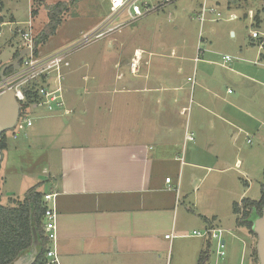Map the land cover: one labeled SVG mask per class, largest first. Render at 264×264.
I'll return each mask as SVG.
<instances>
[{"label": "crops", "instance_id": "0c3cea01", "mask_svg": "<svg viewBox=\"0 0 264 264\" xmlns=\"http://www.w3.org/2000/svg\"><path fill=\"white\" fill-rule=\"evenodd\" d=\"M207 6L217 7L221 16L208 14L206 21L222 19L219 5ZM109 11L110 0L107 16ZM254 14L249 11L245 18L252 20V27H259V15ZM236 18L232 13L228 21ZM230 34L237 38L235 29ZM198 40L191 45L195 58L183 46L181 60L198 63L186 79L179 74L187 68L178 67L173 81L172 67H152V58L146 64L140 60L136 84H116L112 92L116 98L111 101L104 99L110 90L102 85V68L83 75L88 81L86 98L75 93V81H71L75 72L66 69L65 101L71 113L53 117L70 119L66 129L56 132L54 138L61 145L53 150L49 165L40 174L33 173L38 184L28 188L40 185L44 195L56 194L51 207L57 215L53 246L58 264H200L210 241L194 235L200 229H223L232 254L237 252L241 261L248 256L250 264L253 239L237 224L234 205L244 199L260 200L262 195L261 182L259 194L252 197L249 179L254 170L248 161L255 150L246 146H252L253 136L264 141V49L251 36V45L257 48L241 47L229 68L231 56L230 61L224 59L229 55L222 56V64L208 38L200 35ZM202 43L206 53L197 61ZM154 56L158 55H149ZM13 57L2 65L14 61ZM121 78L118 74L116 79ZM114 109L117 116L112 115ZM105 114L112 122L110 128L92 129L90 122H108ZM187 132L194 141L186 142ZM17 140L12 131L3 151L0 200L5 198L10 205L5 207L24 200L15 198V188L7 190L8 198L1 190L13 172L25 175L14 171L18 167L13 170L9 161L10 152L19 153ZM258 170L264 173V166ZM169 178L171 184L166 182ZM251 219L255 221V213Z\"/></svg>", "mask_w": 264, "mask_h": 264}, {"label": "rangeland", "instance_id": "374dc122", "mask_svg": "<svg viewBox=\"0 0 264 264\" xmlns=\"http://www.w3.org/2000/svg\"><path fill=\"white\" fill-rule=\"evenodd\" d=\"M71 1L42 0L43 6L38 9V14L33 16L34 5H38L37 2L39 1L2 0L3 8L0 11V15L4 18V23L0 28V71L3 66L2 63L11 60L16 50L21 51L23 44L21 35L29 30L30 18L33 20L32 33L36 37L40 35L49 22L45 5H55ZM107 1L109 0H77L71 5L70 12L64 16L63 24L56 34L45 43L46 45L44 44L38 49V54L42 57L58 51H74L71 54L72 56L70 55L69 60L71 64L70 70L75 72L71 76V81H75L73 84L74 90H76L75 93H79L83 98H86L84 88L88 81H84L82 77L86 72L90 73L100 68L103 69L102 72L105 71L103 72L104 75L101 76V81L103 87L108 88L110 92L104 99L111 101L113 98H116V95L112 93L116 84L120 86L124 83L136 84V72L135 74L132 72L131 65L133 58L137 59V62L141 60V64H146L147 59L152 58V63L150 64L152 67L160 65L172 67L173 81H176V69L178 67L182 66L184 70L187 68L186 72L179 74L180 79L183 76L186 79V74L189 72L192 74L191 70H194L195 66L198 67L196 61L187 63L182 61L181 57L186 52L195 58L196 53L191 49V45L192 42L197 43L199 41L200 35L201 37L205 36L208 38L210 41L209 46L216 53V57L220 63L223 64L222 56L224 55H229L233 58V61L228 64L230 68L236 62L234 57L237 56V52L240 53L241 47L257 48V46L251 45L252 31L264 32V0H217L221 7L222 19H218L216 23H211L207 20L204 25H201L198 21V7L204 0H177L162 10L151 13L138 22L126 26L121 31H116L104 39L79 46L78 43L83 40L84 35L81 36L80 33L88 31L92 26L102 22L105 16H107ZM144 1L148 0H143L142 2ZM249 11H253L255 16L259 15V27H252V20L245 18V15ZM232 13L237 18L234 21H228ZM127 19L128 17H123L121 20ZM231 29H235L237 33L236 39L231 36ZM201 47L205 49L203 43ZM173 50L175 52L174 56L172 55ZM150 53L157 54L158 56L149 57ZM125 61L128 64H125ZM137 62L136 66L138 67L139 63ZM261 62H264V59ZM118 74H122L120 80L116 79ZM158 74L161 75L160 73ZM89 76L92 77L93 75ZM229 88L233 90L232 87ZM134 97L136 98V96ZM115 114L117 112L114 109L112 115L117 116ZM29 117L33 119V126H27L25 119L21 118L17 127L12 130L18 137L16 144L19 147V153H15V151L10 152L11 160H9L13 164V170L18 167L14 171L24 172L25 178H22L24 176L21 174L16 176L14 172L12 173L7 187L2 186L1 188L6 198H8L6 195L7 190L15 188L17 192L15 198L23 200L28 188L32 187L33 184H38L35 181L37 175L41 173V170L45 166L49 165L47 163L51 160L52 155H55L53 150L61 145L54 138L56 132L66 129L65 123H68L70 119L66 117H53L51 113L43 111L42 108L32 110ZM103 117L108 122L101 121V119L93 125L90 122L89 124L92 126V129L104 130L110 128L112 122L109 121L106 114ZM12 131H9L6 137L11 135ZM262 134L264 136V127ZM251 148L255 150V154L249 159L248 164L252 162L254 172L249 182L252 183L253 190L251 193L252 197H254L256 194H259L260 183H264V173L258 170V167L264 166V141L261 138L253 136L252 146H246L248 150ZM56 157H54V160H56ZM9 170L11 171V168ZM33 173H37L36 177H33ZM1 177L2 170L0 172V179ZM242 185L244 186V184ZM24 188L27 191H23ZM237 188L238 186H235L232 190H236ZM0 201L3 206H10L5 198H2ZM200 230L196 232L204 234L208 231L205 229ZM216 230H222L223 238L228 242L225 249L226 256L222 259L217 255V241L212 240L210 259L207 264H247L248 256H245L243 261H241L237 257V252L232 254L229 236L226 235L227 233L223 229ZM241 232L249 240V234L246 230L241 229ZM200 238L207 239L208 237Z\"/></svg>", "mask_w": 264, "mask_h": 264}, {"label": "built area", "instance_id": "2783aa9c", "mask_svg": "<svg viewBox=\"0 0 264 264\" xmlns=\"http://www.w3.org/2000/svg\"><path fill=\"white\" fill-rule=\"evenodd\" d=\"M110 0V11L108 17L105 19L97 29L91 33L83 35V40L79 42V46L82 44H88L105 37L110 36L116 31H121L126 26L134 24L142 18L148 16L151 13L162 10L167 5H170L177 0ZM210 1L212 4H210ZM217 0H204L202 8L198 15V20L201 24L207 19L208 14L217 13L215 7H209L207 5H216ZM123 17H128L127 20L122 21ZM32 22H29V30L24 32L22 37L21 51L24 49H30V53L22 60L19 67L7 75L5 80L0 82V94L5 92L6 89H11L15 92L16 99L22 107L21 118L25 119L27 126H33V119L29 117L32 110L42 108L43 111L51 113L53 116L60 112L70 114L66 108L65 101V71L70 67L69 55L72 50L61 51L45 57L36 53V37L32 33ZM1 35V32H0ZM252 38L261 41L262 48L264 49V33L259 31H253ZM201 43V39H200ZM205 50L202 47L198 48L197 61L203 56ZM226 61H230L231 57H224ZM136 63H132V72L137 73ZM189 82L195 84L194 78H189ZM190 108L185 109L183 113H187ZM20 118V119H21ZM186 142L194 141L195 137L190 132H187ZM166 182L171 184V179H167ZM171 189V187H170ZM56 194H45L43 203L45 207L44 215V229L48 239L47 251L41 264H58V258L54 249V242L57 238V215L51 204L54 201ZM195 236L205 237L210 240L217 241V255L222 259L226 256V245L222 235V230H208L204 234L200 232H194ZM170 239L171 236H166Z\"/></svg>", "mask_w": 264, "mask_h": 264}, {"label": "trees", "instance_id": "16d2710c", "mask_svg": "<svg viewBox=\"0 0 264 264\" xmlns=\"http://www.w3.org/2000/svg\"><path fill=\"white\" fill-rule=\"evenodd\" d=\"M38 5H34L33 16L38 14V9L43 6L42 0H34ZM77 0L71 2H61L55 5H45L48 12L49 22L36 38V53L40 46L48 42L53 37L60 26L63 24L64 16L69 13L71 5ZM201 8H202V4ZM215 5V4H214ZM216 5H220L216 3ZM3 8L0 0V11ZM198 15L200 13V10ZM217 7H215L216 9ZM217 13H219L217 11ZM220 14V13H219ZM221 16V14H220ZM247 17V15H245ZM4 23V18L0 15V28ZM1 31V29H0ZM17 51L12 60L19 57ZM16 68H10L5 75L14 72ZM8 132L1 136V149H6ZM40 185H37L27 191L23 201H14V207H5L0 203V264H17L35 244V232L38 235L39 243L37 246V256L32 264H41L47 251L48 239L44 229L45 207L43 203L44 194L39 191ZM234 212L238 215L237 224L248 230L252 239L253 246L251 251L250 264H259L257 252L258 236L255 227L264 212V184L262 185V195L260 200L244 199L241 204L234 205ZM252 213L256 214V219H251ZM211 241V240H210ZM210 241L208 247L200 258V264H207L210 258Z\"/></svg>", "mask_w": 264, "mask_h": 264}, {"label": "water", "instance_id": "95a60500", "mask_svg": "<svg viewBox=\"0 0 264 264\" xmlns=\"http://www.w3.org/2000/svg\"><path fill=\"white\" fill-rule=\"evenodd\" d=\"M30 53V49L20 51L19 57L14 61L4 65L0 71L1 80L6 78V71L10 68H18L22 60ZM22 107L16 99L15 92L11 89H6L0 94V141L2 134L14 130L21 118ZM4 155L0 145V169ZM255 231L258 236L257 252L259 264H264V212L262 217L256 224ZM39 243L38 235L35 232V244L25 256H23L17 264H32L37 256V246Z\"/></svg>", "mask_w": 264, "mask_h": 264}, {"label": "flooded vegetation", "instance_id": "af4514ba", "mask_svg": "<svg viewBox=\"0 0 264 264\" xmlns=\"http://www.w3.org/2000/svg\"><path fill=\"white\" fill-rule=\"evenodd\" d=\"M9 63H10V62H9ZM3 67H4V66H2V68H3ZM2 68H1V69H2Z\"/></svg>", "mask_w": 264, "mask_h": 264}, {"label": "bare ground", "instance_id": "6f19581e", "mask_svg": "<svg viewBox=\"0 0 264 264\" xmlns=\"http://www.w3.org/2000/svg\"><path fill=\"white\" fill-rule=\"evenodd\" d=\"M139 56V55H138ZM138 63V62H137Z\"/></svg>", "mask_w": 264, "mask_h": 264}]
</instances>
